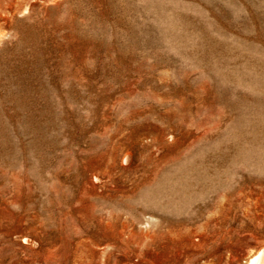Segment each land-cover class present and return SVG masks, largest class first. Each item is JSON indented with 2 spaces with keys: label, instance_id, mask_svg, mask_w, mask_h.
<instances>
[{
  "label": "rangeland",
  "instance_id": "1",
  "mask_svg": "<svg viewBox=\"0 0 264 264\" xmlns=\"http://www.w3.org/2000/svg\"><path fill=\"white\" fill-rule=\"evenodd\" d=\"M262 249L264 0H0V264Z\"/></svg>",
  "mask_w": 264,
  "mask_h": 264
},
{
  "label": "bare ground",
  "instance_id": "2",
  "mask_svg": "<svg viewBox=\"0 0 264 264\" xmlns=\"http://www.w3.org/2000/svg\"><path fill=\"white\" fill-rule=\"evenodd\" d=\"M249 264H264V249L259 251L256 256H254Z\"/></svg>",
  "mask_w": 264,
  "mask_h": 264
}]
</instances>
